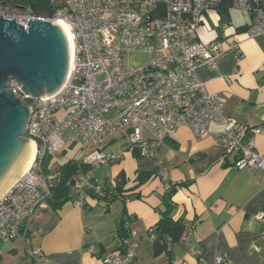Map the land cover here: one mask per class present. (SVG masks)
Segmentation results:
<instances>
[{
	"label": "built area",
	"instance_id": "obj_1",
	"mask_svg": "<svg viewBox=\"0 0 264 264\" xmlns=\"http://www.w3.org/2000/svg\"><path fill=\"white\" fill-rule=\"evenodd\" d=\"M55 6L49 16L33 15L29 9H1L7 19L16 18L27 27L30 19L49 22L63 20L75 42L70 76L53 93L43 98H28L10 79L16 97L32 107L27 121V140L36 143V158L24 177L0 198V240L26 238L37 211L45 207L52 189L61 181V171L45 170L53 153L81 143L79 161L89 169H79L68 184L70 197L78 205H87L90 192L104 194V186L95 171L122 154L105 152L115 136L123 137L139 155L152 157L151 148L163 143L181 127L190 128L197 137L210 133L212 122L223 128L213 133L225 149V158L233 156L238 169L262 171L264 154L256 143L242 139L248 128L224 114L225 97L209 92L197 70L204 65L219 66L226 53L218 38L204 42L195 38L205 15L218 9H235L253 18L244 30L251 37L264 33V0H51ZM223 28L230 26L228 21ZM226 30V29H225ZM235 50L238 43L230 46ZM151 58L134 65L132 54ZM260 133V128H254ZM158 176L170 181L169 168L158 166ZM256 218L264 221V212ZM155 226L150 238L155 239ZM131 232L123 243L124 252H109L103 264H133L136 258ZM88 250L94 253V245ZM200 253V252H199ZM33 264L44 258L41 247L29 254ZM216 257V264L224 263Z\"/></svg>",
	"mask_w": 264,
	"mask_h": 264
},
{
	"label": "crops",
	"instance_id": "obj_2",
	"mask_svg": "<svg viewBox=\"0 0 264 264\" xmlns=\"http://www.w3.org/2000/svg\"><path fill=\"white\" fill-rule=\"evenodd\" d=\"M232 10L208 12L195 33L204 42L220 38L228 48L217 68L201 66L197 75L209 92L224 95V114L248 128L242 143L254 141L264 154V33L247 35L243 29L253 18L238 10L246 19L236 24ZM226 21L228 29L222 26ZM234 43L235 50L230 47ZM222 128L212 122L210 133L197 137L181 127L151 148L152 157L139 155L126 139L115 136L105 152L122 157L106 163L110 173L103 180L96 176L101 166L94 176L108 190L120 186L122 196L110 201L88 197V207L70 200L54 208L48 201L37 211L26 238L0 240V264H33L29 254L34 247L44 252L39 264H103L109 252H118L123 217L137 233L133 264H216L218 255L224 256L223 264H264V221L256 218L264 212L263 172L238 169L233 156L225 158V149L213 134ZM160 164L169 168L168 183L157 174ZM172 184H177L172 215L188 230L169 252L155 254L149 231L161 217ZM90 245L94 253L88 250Z\"/></svg>",
	"mask_w": 264,
	"mask_h": 264
},
{
	"label": "water",
	"instance_id": "obj_3",
	"mask_svg": "<svg viewBox=\"0 0 264 264\" xmlns=\"http://www.w3.org/2000/svg\"><path fill=\"white\" fill-rule=\"evenodd\" d=\"M69 56L67 34L58 21L30 19L25 27L0 14V178L29 141L32 107L15 96L10 79L28 98H43L64 82Z\"/></svg>",
	"mask_w": 264,
	"mask_h": 264
},
{
	"label": "trees",
	"instance_id": "obj_4",
	"mask_svg": "<svg viewBox=\"0 0 264 264\" xmlns=\"http://www.w3.org/2000/svg\"><path fill=\"white\" fill-rule=\"evenodd\" d=\"M14 1L16 3L21 4L22 5L21 8L29 9L30 11H32L33 15L36 16H49L53 14L55 10V6L52 4L51 0H14ZM15 6L20 7L18 4H16ZM246 29L247 26L243 30ZM51 161L52 158L50 155L45 162V170L46 171L52 169L60 170L62 177L59 184L52 189V196L49 199V202L52 205V207L59 208L63 204L71 200L70 197L71 186L68 184L70 178L73 175L77 174L80 168L84 170H88L89 168L85 165H82V163L74 159L58 167H52L50 165ZM176 189H177V184L170 185V187L166 192V197H164V208L161 210V217L158 223L155 225V230H154L156 236L155 239L153 240L155 254H161L162 252H169L173 243L183 239L188 230V226L186 223L183 222V220L175 219L172 215L171 201H172V195ZM121 192H122V188L119 186L114 190H108L107 187H104L105 195H100L95 192H90V194L93 198L110 201L118 197L120 198V196H122ZM84 206L88 207V205H84ZM117 235L121 240V244L118 251L124 252L127 249L128 245L123 242L131 235V230L127 226V219H125L124 217L120 220Z\"/></svg>",
	"mask_w": 264,
	"mask_h": 264
},
{
	"label": "bare ground",
	"instance_id": "obj_5",
	"mask_svg": "<svg viewBox=\"0 0 264 264\" xmlns=\"http://www.w3.org/2000/svg\"><path fill=\"white\" fill-rule=\"evenodd\" d=\"M61 23L66 31L67 34V45H68V56H69V64L68 70L65 76V80L68 79L72 69V60L75 51V42L73 34L69 28V26L63 20H57ZM36 143L32 140H29L24 150L20 151L7 170L0 178V198L7 192V190L13 186L17 181H19L24 175L32 167L34 160L36 158Z\"/></svg>",
	"mask_w": 264,
	"mask_h": 264
},
{
	"label": "rangeland",
	"instance_id": "obj_6",
	"mask_svg": "<svg viewBox=\"0 0 264 264\" xmlns=\"http://www.w3.org/2000/svg\"><path fill=\"white\" fill-rule=\"evenodd\" d=\"M16 4H18L20 7H16L15 6ZM21 7H22V5L19 3H16L14 0H11V1L0 0V8L1 9H9V10L16 11L17 8H21ZM231 14H232L233 22L236 24L240 23L246 19L245 14L239 13L238 10L233 9L231 11ZM131 58H132V63L134 65H138V64L147 62L151 58V56L149 54H145V53H134V54H132ZM81 149H82V145L76 144L74 146H71V145L67 146L64 149L66 151L62 150L61 152L53 153L51 155L52 161H51L50 165L52 167H58V166L65 164L66 162H68L70 160L77 159V158L79 159ZM115 164L118 165L117 163H115ZM108 173H110L109 165L104 164L101 166L100 169L97 170L96 176H98L100 179L103 180V177Z\"/></svg>",
	"mask_w": 264,
	"mask_h": 264
}]
</instances>
